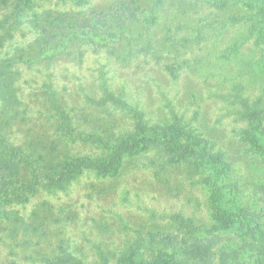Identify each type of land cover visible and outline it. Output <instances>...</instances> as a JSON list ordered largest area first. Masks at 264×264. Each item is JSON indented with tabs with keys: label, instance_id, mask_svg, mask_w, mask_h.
Returning <instances> with one entry per match:
<instances>
[{
	"label": "rangeland",
	"instance_id": "rangeland-1",
	"mask_svg": "<svg viewBox=\"0 0 264 264\" xmlns=\"http://www.w3.org/2000/svg\"><path fill=\"white\" fill-rule=\"evenodd\" d=\"M253 15L264 17V0H0V60L25 54L13 65L21 106L8 127L0 107L4 144L58 159L110 154L60 137L54 91L74 134L114 144L135 131L139 112L148 126L198 135L228 167L215 194L211 166L197 172L152 147L124 156L118 174L86 171L67 193L40 190L17 207L23 224L0 209V264H51L66 254L130 264L135 251L150 260L144 244L166 234L209 240L208 264H219L223 251L261 242L264 28L254 34ZM259 257L247 248L241 264Z\"/></svg>",
	"mask_w": 264,
	"mask_h": 264
},
{
	"label": "trees",
	"instance_id": "trees-1",
	"mask_svg": "<svg viewBox=\"0 0 264 264\" xmlns=\"http://www.w3.org/2000/svg\"><path fill=\"white\" fill-rule=\"evenodd\" d=\"M247 22L250 23L254 34L262 32L264 17L253 15L248 18ZM232 23L238 24L239 22ZM24 57L25 54L15 53L10 58L12 62L0 60V107L2 113L10 117L5 123L7 127L12 119L18 117V109L21 106L17 96L13 65L23 63ZM262 58L264 59V51ZM53 92L49 94L47 92V95L51 99L52 110L56 113L58 122L61 123L60 137L70 142L81 141L104 149L109 148L110 154L98 159L73 157L72 155H64L58 159L54 154L41 149L34 156V154H27L24 146L4 144L0 134V209L5 207L1 215L9 222L23 224L25 220L17 207H26L31 204V198L40 190L54 195L67 193L71 190L72 183L76 182L86 171L118 174L124 156H134L152 147L163 149L172 163L187 164L197 172L211 166L215 179L213 184L215 194L221 191L218 183L228 174V167L217 155L203 146L202 144L207 142L193 132L179 125L148 126L143 121L142 115L136 112L133 114L135 131L121 135L113 142L114 144L104 141L96 132L74 134V121L67 112L60 108ZM107 94L110 100L117 101L113 94L108 92ZM94 102L98 104L97 101ZM50 151L55 150L50 149ZM24 169L27 174L23 173ZM221 200L222 198L217 202L220 203ZM32 216L33 219L36 217V215ZM251 236L254 238L256 234L251 232ZM143 247L152 254V258L144 259L135 251L132 258L134 260L130 264H208L211 257L209 240L194 237L180 239L176 234L152 235L151 240ZM247 248L259 249L262 257L257 258L255 264H264V239L248 245L243 243L238 249L223 251L219 255L218 263L241 264L242 256ZM53 263L84 264L71 254L59 256L51 261V264Z\"/></svg>",
	"mask_w": 264,
	"mask_h": 264
}]
</instances>
